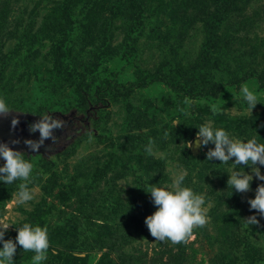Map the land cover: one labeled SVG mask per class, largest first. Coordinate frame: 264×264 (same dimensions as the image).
<instances>
[{
  "label": "rangeland",
  "instance_id": "374dc122",
  "mask_svg": "<svg viewBox=\"0 0 264 264\" xmlns=\"http://www.w3.org/2000/svg\"><path fill=\"white\" fill-rule=\"evenodd\" d=\"M220 1L0 0V97L62 124L38 151L19 149L28 181L0 182V221L46 225L49 239L63 229L43 260L18 245L13 264H98L103 253L109 264H264V217L243 221L264 181L232 191L228 174L243 165L188 143L207 121L264 143V0ZM180 171L204 196L207 223L156 240L145 190ZM21 182L34 199L18 204Z\"/></svg>",
  "mask_w": 264,
  "mask_h": 264
},
{
  "label": "clouds",
  "instance_id": "9594fccd",
  "mask_svg": "<svg viewBox=\"0 0 264 264\" xmlns=\"http://www.w3.org/2000/svg\"><path fill=\"white\" fill-rule=\"evenodd\" d=\"M243 99L249 108L258 102L253 91L245 84L239 88ZM11 117L10 127L15 129L19 122V116L13 110L5 98L0 97V117ZM61 122L52 114L38 115L35 120L28 124L30 132H39L37 138H24L25 151L33 153L45 145L46 140H55L54 130L61 128ZM198 131L189 145L194 144L202 148L209 143L214 147L208 148L205 153L206 159L211 161L218 159L220 162L232 161V165H243V167H231V174H228L227 185L232 191L247 192L250 190L253 175L259 181H264V172L260 166H264V143L258 142L255 136L251 138H239L232 136L225 128L213 126L212 121L201 123ZM20 143L19 138H11L8 141L0 140V182L11 184L20 179L28 181L32 171L33 163L25 159L21 150L10 145ZM234 159H230L233 158ZM249 168L248 171L245 169ZM185 172L174 173L171 183L158 185L149 183L148 190L155 210L145 217V224L151 235L156 240H171L173 242L183 241L188 237L195 226H203L207 223V209L204 206V196L195 192L191 187L184 185ZM232 194V193H231ZM34 194L21 182L16 193V203L22 204L33 200ZM250 209L256 210L251 215L243 218L246 225H254L259 221V216L264 217V183H258L253 197L248 198ZM12 223L0 221V264H13V256L17 246L22 249L33 251L32 259L41 261L46 256L49 248L48 228L46 225L33 224L25 221L16 226L15 238L5 239V232Z\"/></svg>",
  "mask_w": 264,
  "mask_h": 264
},
{
  "label": "water",
  "instance_id": "95a60500",
  "mask_svg": "<svg viewBox=\"0 0 264 264\" xmlns=\"http://www.w3.org/2000/svg\"><path fill=\"white\" fill-rule=\"evenodd\" d=\"M19 122L16 125L15 129L10 127V119L7 121L0 120V140L8 141L11 138H19L20 143L10 145L11 147L19 150L22 148H26L23 143L24 138H37L39 136L38 131L32 133L28 129V124L30 121L35 120L36 118L33 116H29L27 114H18Z\"/></svg>",
  "mask_w": 264,
  "mask_h": 264
},
{
  "label": "trees",
  "instance_id": "16d2710c",
  "mask_svg": "<svg viewBox=\"0 0 264 264\" xmlns=\"http://www.w3.org/2000/svg\"><path fill=\"white\" fill-rule=\"evenodd\" d=\"M216 2H218V1H216ZM220 3H221V6L223 7L224 3H233V2L231 0H221ZM87 7H89V6H87ZM62 230H60L58 232H56V231L54 232V235L52 237H50V239H49V242H50L49 246H51V247H55V246L59 247L58 243H60L62 241V238H61V231ZM107 255H108L107 253H103L101 258H100V260H99V262H98V264H109L110 262L108 260H105L107 258L106 257Z\"/></svg>",
  "mask_w": 264,
  "mask_h": 264
}]
</instances>
